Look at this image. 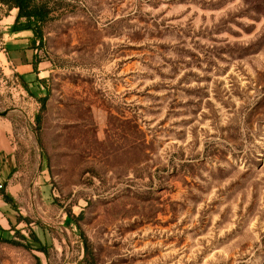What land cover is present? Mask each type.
Segmentation results:
<instances>
[{
    "label": "rangeland",
    "instance_id": "1",
    "mask_svg": "<svg viewBox=\"0 0 264 264\" xmlns=\"http://www.w3.org/2000/svg\"><path fill=\"white\" fill-rule=\"evenodd\" d=\"M37 2L0 264H264V0Z\"/></svg>",
    "mask_w": 264,
    "mask_h": 264
},
{
    "label": "crops",
    "instance_id": "2",
    "mask_svg": "<svg viewBox=\"0 0 264 264\" xmlns=\"http://www.w3.org/2000/svg\"><path fill=\"white\" fill-rule=\"evenodd\" d=\"M14 18L15 11L0 19V29L4 35V39L0 41V68L6 72L7 78L13 74L16 81L22 79L31 87L35 74L31 65L33 54L32 49H29V40L33 35L27 27L15 28ZM12 128L10 120L0 114V227L3 229L5 224L10 222L12 214H15L11 208L15 209L22 191V185L16 181V144ZM2 193L6 194L12 203L4 201Z\"/></svg>",
    "mask_w": 264,
    "mask_h": 264
},
{
    "label": "trees",
    "instance_id": "3",
    "mask_svg": "<svg viewBox=\"0 0 264 264\" xmlns=\"http://www.w3.org/2000/svg\"><path fill=\"white\" fill-rule=\"evenodd\" d=\"M0 8H4L6 11L0 19L15 11L14 27L25 26L32 31L33 36L29 40V49H33L36 40L41 41V26L48 19L49 13L45 6L38 3L37 0H0ZM22 82L24 83V81ZM2 198L4 201L12 203V200L4 193H2Z\"/></svg>",
    "mask_w": 264,
    "mask_h": 264
},
{
    "label": "built area",
    "instance_id": "4",
    "mask_svg": "<svg viewBox=\"0 0 264 264\" xmlns=\"http://www.w3.org/2000/svg\"><path fill=\"white\" fill-rule=\"evenodd\" d=\"M0 188H1V186H0Z\"/></svg>",
    "mask_w": 264,
    "mask_h": 264
}]
</instances>
